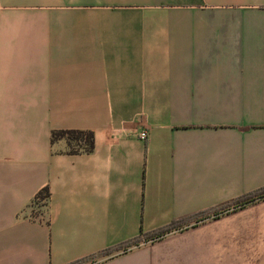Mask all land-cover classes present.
Listing matches in <instances>:
<instances>
[{"label": "crops", "instance_id": "0c3cea01", "mask_svg": "<svg viewBox=\"0 0 264 264\" xmlns=\"http://www.w3.org/2000/svg\"><path fill=\"white\" fill-rule=\"evenodd\" d=\"M263 184L264 0H0V264H264V197L99 253Z\"/></svg>", "mask_w": 264, "mask_h": 264}, {"label": "trees", "instance_id": "16d2710c", "mask_svg": "<svg viewBox=\"0 0 264 264\" xmlns=\"http://www.w3.org/2000/svg\"><path fill=\"white\" fill-rule=\"evenodd\" d=\"M58 137H64L67 144L68 152H75L78 149L83 151H90L93 147V134L89 129H78V128H62V129H51L49 132V140L52 141ZM48 196V189L46 186H42L40 190L34 195L32 204L40 203L43 205L45 199ZM264 197V184L244 192L240 195L232 197L227 201L218 204L216 206L199 210L192 214H187L185 216L173 217L166 224L159 226L153 230L146 232H139L136 236L128 238L112 247H106L100 250V255H108L113 251H124L131 246L138 244L141 241H149L157 239L166 233L174 230L181 229L190 224H194L200 220L206 219L208 217H213L222 211L241 206L247 202L254 199ZM40 200V201H39ZM82 260L71 261L66 264H80Z\"/></svg>", "mask_w": 264, "mask_h": 264}, {"label": "built area", "instance_id": "2783aa9c", "mask_svg": "<svg viewBox=\"0 0 264 264\" xmlns=\"http://www.w3.org/2000/svg\"><path fill=\"white\" fill-rule=\"evenodd\" d=\"M145 135H146V131H145V130L141 129V130L138 131V136H139L140 138H144Z\"/></svg>", "mask_w": 264, "mask_h": 264}, {"label": "rangeland", "instance_id": "374dc122", "mask_svg": "<svg viewBox=\"0 0 264 264\" xmlns=\"http://www.w3.org/2000/svg\"><path fill=\"white\" fill-rule=\"evenodd\" d=\"M32 207H33V210H40L42 208V206L40 205V203H38L37 205H36V203H33L32 204Z\"/></svg>", "mask_w": 264, "mask_h": 264}]
</instances>
